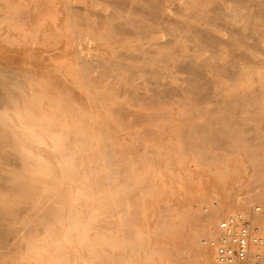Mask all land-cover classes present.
Listing matches in <instances>:
<instances>
[{
    "label": "rangeland",
    "instance_id": "374dc122",
    "mask_svg": "<svg viewBox=\"0 0 264 264\" xmlns=\"http://www.w3.org/2000/svg\"><path fill=\"white\" fill-rule=\"evenodd\" d=\"M163 2L165 0H152L145 5L146 2L143 3V0H0V75H2L0 80L7 79L13 82L8 87L2 85V82L0 83V109L7 108L5 105H7L6 99L9 97L7 95L8 92L9 94L11 93L10 97L11 95L20 97V94H22L20 98L27 99L42 97L44 93L47 97L49 93L55 101L44 100L39 105L40 115L47 114L49 117L53 115L61 116V113L59 115L58 112L63 111L64 108L66 109L68 102V109L65 111L69 110V108L73 111L67 113L70 120L82 117L83 122L89 119L90 122L94 123L98 119L105 129L115 135H113L114 137L111 136L112 144L114 148H117L116 154L113 149L114 157L117 158L115 167L113 169L100 170L101 172H94L98 175H105L106 172L108 179L99 191L110 193L112 200H115L114 204L112 200H109L108 206L107 204L105 205L107 207L105 208V213L97 211V214L93 216L91 214L86 215V226L90 225L94 229L97 227L95 230H98L97 233L93 229L89 230L87 238L95 236V239L105 240L104 245L101 247L94 245L92 249L95 251L104 250V252L106 251V253L114 257V259H112L113 257L108 258L105 264H206L198 252L199 247L204 250L208 249L212 258H215L217 263L223 264L218 260V249L210 244L221 233L217 235V232L212 231L213 229H210L211 232L207 233L206 226L208 222L204 220V217L208 216L209 212L216 211L222 206L221 204L224 203V205L228 206V210L231 213L218 221V230V225L222 220L240 213L255 222L253 226L258 230L259 237L262 241L264 238V4H257L259 5L258 7L249 6L248 12L245 13L244 19L240 23L241 32L245 39H242V42L239 43V49H234V47L230 49L222 45L228 51L218 62L217 69L209 70L214 80V84L210 83L211 85L209 84L208 86L212 90V94L209 92L210 89L206 88L207 85L204 84L206 85L204 86L207 89L206 92L202 91L200 87L199 90H193L196 93L198 91L197 94L190 91L191 93L189 92L190 94L188 95L186 90L187 94L185 92L184 95V91H182L183 93L180 92V94L173 90L168 91V93V87H166L162 88V91L166 90L164 96H162L163 92L162 95H155L153 91L157 87L151 84L153 80L148 76H142L133 82L132 87L136 89V93H149L152 96L151 98L155 100L160 95V99L156 101L152 99L153 101H150V98L148 102L141 97V99H137L139 95L133 94V92V95L129 92L130 95L128 96V93L116 94L106 90L105 86H108L109 80L101 79L100 74L97 73L99 71L98 67L92 68L90 64V77L95 78L98 74L96 79H99L102 84H100L101 88L95 90L90 86L87 87L85 81L86 61L88 60L89 62L90 58L99 56L101 60L109 58V61H113L116 60V55L112 54V52L116 51L126 52L124 57L132 58L135 47L140 45V43H147L146 40L148 39L145 36L150 32L155 39L163 40L166 33L158 32L157 34V29H155L156 31L153 30L155 26L159 22L162 25L174 26L173 19L163 13V6L165 7ZM224 2H228V5L230 4L233 7L236 0H224ZM150 4L153 6L150 7ZM172 12V17H175L176 12ZM162 20L168 21L162 23ZM160 25L158 26L160 29L165 27L162 25L160 27ZM152 31L155 32L152 33ZM221 34H227V31L225 30ZM188 54H191V52H188ZM204 55L207 56L208 53ZM80 64L82 65V68H80L83 70L82 72L80 69L78 70L81 67L79 66ZM241 66H245L246 74L238 72ZM93 69L98 71L95 72ZM212 72L216 75L213 76ZM81 74L85 77H81ZM126 75H129V73ZM30 77L34 79L32 80ZM164 77L165 79L167 77L166 80L174 82V84H181L177 79L186 78V75L170 72L169 76ZM82 80L83 83H81ZM23 82L25 83L21 87ZM19 84L21 86H18ZM140 84L145 87H141ZM77 85L83 86L84 89L83 87L80 89ZM168 90L171 89L168 88ZM100 93H105V97ZM112 94H115V96ZM180 95L184 98H180ZM253 95L255 98H253ZM31 96L35 98H31ZM86 97H88V101ZM234 97L238 99L236 98L235 100ZM239 97L240 99L244 97V99L242 98V101H239ZM100 98L102 99L100 100ZM69 100L71 101L69 102ZM255 100L261 101L257 102ZM52 104L56 106H52ZM121 105L126 111L129 108V116L122 109L121 111L127 114L119 117L121 115L118 113L120 108L117 109V107H121ZM111 108L113 110L117 109L115 111L118 115L115 111L112 112ZM155 112L157 113L156 115ZM111 114H114L115 118H112ZM142 114L145 117L147 115L149 117L145 118ZM191 114L193 117H191ZM107 115L109 116L108 118ZM91 117L95 118L91 119ZM190 117L193 120H190ZM122 118L127 120L122 121ZM117 121L120 123H116ZM126 123L128 125L124 128ZM118 125L121 127L120 130ZM173 128L174 130L176 129L175 132L170 131ZM182 129L186 130L185 135L187 134L189 142L194 141V144L199 142L197 146H201L199 147L203 154L199 150L200 148L198 149L199 152L197 150L188 151L186 147L184 150L181 148L182 143L188 144L187 138L183 136ZM164 131L166 133H163ZM172 133L176 135H172ZM3 135L4 133H0V150L7 156L5 155V158L3 153H0V159H2L0 160V264H86V257H90V253L86 252V250L89 249L81 247V243H78V241L82 242L83 234L75 233L71 236L63 234L59 224L44 220L45 218L42 219V215L40 216L41 212L38 214L32 211V203L36 202V198L32 200V198H29L30 196L26 197V194L23 193L24 189L21 191L23 187L20 186L21 184L19 185V181L18 183L16 182L17 176L14 172L20 167L21 160L13 147H9V145L7 146L4 143L5 136ZM178 136L180 140H176ZM181 141L182 143H180ZM172 142L174 148L171 147ZM95 145L93 149H96ZM126 145L128 146L126 147ZM166 145L167 147H165ZM124 147L129 150L127 149L128 151L126 152ZM185 149L188 154L181 157L180 154H185ZM171 151L175 152L172 153ZM193 151H195V154ZM196 154L199 157L195 156ZM168 155L170 158L173 156L174 159H169ZM175 155L179 160L182 159L181 162L177 161ZM86 158L87 156L83 155L80 160ZM156 159H159V161L157 160V162ZM128 160L135 161V166ZM182 168L185 170H182ZM160 171L163 172L160 173ZM188 171H190V176L187 174ZM168 174L169 176H167ZM57 176L60 177L59 174ZM125 177L129 178L126 179ZM143 177H146L145 180ZM162 177L164 181H162ZM177 177L181 180V183L179 182L180 180L177 182ZM123 178L125 181H123ZM173 186L174 190L172 189ZM123 187H126L127 190ZM142 187L146 189L144 190ZM149 189H151V195L153 196H148ZM124 192H126L127 198ZM136 192H139L142 196H137L138 193L136 194ZM129 193L132 195L130 196ZM145 194L146 196H144ZM68 199L69 194L65 193L63 200L68 201ZM124 199V202H120V200ZM228 201L230 202L228 203ZM111 202L113 206L117 204L115 207L119 211L116 208V210L113 209ZM133 206L137 208L133 209ZM190 208H192V212ZM164 210L165 213H163ZM193 210H196V212ZM92 211H95V209H92ZM199 211L203 212V215ZM206 211L209 212L205 214ZM113 212L116 218L111 217L114 216L112 215ZM11 214L14 216L12 217ZM152 214L155 217H152ZM15 218L23 219L18 221ZM1 219H4L3 221L5 222H2ZM24 219H27V221L25 222ZM28 219L30 223H27ZM21 222L25 223L23 227H20L23 225ZM31 222H36L39 226ZM101 224L102 226L104 224V226L102 227ZM26 225L30 226V228L28 227L29 230ZM17 230H20V232ZM15 231L18 233H15ZM57 233L61 235L60 238ZM209 233L211 236H208ZM203 234H206V236H203ZM16 236L19 237L16 238ZM78 237L79 239H77ZM63 238H66L67 243ZM43 239L46 241L45 243ZM84 239L86 240L85 236ZM193 239L198 240L194 241ZM68 240L70 242L74 240L73 244L71 245ZM192 241L200 243L199 247L192 246ZM57 244L58 246H56ZM142 244H144L143 248ZM260 246L264 248V243ZM260 246L258 245L253 249V253L257 255L256 257L259 258V261L255 259L252 264L257 262V264L264 263V249ZM89 251L92 252L91 250ZM124 255H128V257ZM157 255L158 257H156ZM40 256L42 257L40 258ZM115 256L116 258L124 256L126 260L121 257L122 261L120 258L115 261ZM260 256H262L263 263ZM117 260L120 261L118 262Z\"/></svg>",
    "mask_w": 264,
    "mask_h": 264
},
{
    "label": "bare ground",
    "instance_id": "6f19581e",
    "mask_svg": "<svg viewBox=\"0 0 264 264\" xmlns=\"http://www.w3.org/2000/svg\"><path fill=\"white\" fill-rule=\"evenodd\" d=\"M150 1H152V0H143V3L146 2L145 5H147ZM166 3H168L169 5ZM254 3H256V4H254ZM260 3L264 4L263 0H236L235 5L232 7V6H230V4L228 5V2H224V0H165V2H163V4H165V7L162 4L163 13L165 15H167V17L170 16V18L173 19L172 22H174V26L170 27V25H168V24L162 25L159 22L158 25H156L157 27L160 24L162 26H165V27H161V25H160L161 29L159 27L157 28L156 26L153 29V30L157 29V31L155 30L157 34H158V32H160L162 34L166 33V34H164L163 40L155 39L154 35H151L150 34L151 32H150L145 36L146 39H148V40H146L147 43H142V44L140 43V45L136 46L135 52H133L134 55L132 58H125L124 55L126 54V52L123 53L121 51H116L114 53L112 52V54L116 55V60H113V61H109V58H105V59L103 58L101 60V59H99V56H97V55H96L97 57H93L92 59L88 58L89 62H88V60L86 61V80H85L86 86L87 87L90 86L94 90L97 88H101L100 84H102V82L99 79H96V76H98L97 73H99L101 79L109 80V84H107L108 86H105L106 90L112 91V93L115 92L116 94L128 93V96L130 95L129 92H131V95H133V94L139 95V98H137V96H135V98H137V99L142 98L148 102H149V99L152 97L151 95H149V93H142V92L136 93V91H135L136 89L132 87L133 82H135V80H137L138 78H140L142 76H148L151 80H153L151 82V84L154 87H157V89L154 90L156 92L153 91V94H155V95L156 94L162 95V92H163L164 94L162 96H164L166 90L162 91V88H166V87L171 89V90H168V88H167V92L173 90L175 92H179V94H180V92L184 91V95H185L186 90H187L188 95H189L191 93L190 91H193V90L195 91V89L199 90L200 87H201L202 91L206 92V90H207L206 88L209 86V84L210 83L214 84L213 77L210 75L209 70L210 69L214 70V68L217 69L218 62H220V60L223 58V55L226 54V52L228 51V50L226 51L222 47V45L226 46L227 48H230V49H233V47H234V49H237L238 47H240L239 43L242 42V39H245V37L242 35V32H241L242 27H241L240 23L243 21L245 13L248 12V10L250 8L249 6L258 7L259 5H257V4H260ZM149 6L152 7L153 5L151 6V4H150ZM170 11L171 12L175 11L176 16L172 17ZM172 13H174V12H172ZM168 20H166V21L162 20L163 22L162 21L161 22L164 23V22H167ZM167 25H168V27H166ZM159 29H160V31H159ZM225 30L227 31V34H221ZM155 31H152V33ZM116 42H119V41H116ZM188 52H191V54H188ZM204 52L208 53V55L205 56ZM81 64L79 65L81 67H79L78 70L80 68H82ZM89 64L91 65L92 68L98 67L97 68L99 70V71L97 70L98 72L93 69L95 72H97L96 73L97 75L96 74H95L96 76L94 75L95 78L90 77L91 68H90ZM76 65H78V64H76ZM211 66L212 67L215 66V67L212 68ZM80 71L82 72L83 70L80 69ZM170 72L173 74L183 73L186 75V78H178L177 80L179 82H181V84H179V83L174 84V82L166 80L167 77H166V79L164 77L167 75L169 76ZM238 72L240 74H246L245 66L239 67ZM127 73H129V75H126ZM212 74H213V76L216 75L213 72H212ZM28 75H29V73H28ZM1 76L2 75H0V78H1ZM15 76H16V74H15ZM30 76H32V75H30ZM81 77L84 78L85 76H83V74H81ZM3 78H5V77H3ZM30 78H32V77H30ZM15 79H16V77H15ZM15 79H14V81H15ZM33 79L34 78H32V80ZM83 80L81 81V83H83ZM1 82L3 83L2 85L6 86V87L11 86L13 83L7 79H2V80H0V83ZM25 82L21 83L22 86L20 84L18 86L23 87ZM175 83H177V82H175ZM204 84H206L207 86ZM140 86L141 87L143 86V88L145 87L144 85H141V84H140ZM204 86H206V88ZM78 87H80V86H78ZM82 87H80V89ZM138 88L140 89V87H138ZM14 89H15V87H14ZM83 89H84V87H83ZM208 89H210V88L208 87ZM21 90L24 91V89H22V88H21ZM54 91H53V93H55ZM194 91H193V93L195 94L196 92H194ZM46 92H47V90H46ZM132 92H133V94H132ZM187 92H186V94H187ZM209 92H211V94H212L211 89L209 90ZM197 93H198V91H197ZM10 94H9V92L7 94V95H9V97L6 95L8 97V98L6 97L7 103L5 102L7 104V105H5V106H7V108H5V109L3 108L2 110L0 109V128H2V129H0V133H4V135H3V136H5L4 143H6L7 146L9 145V147H13L15 153L19 156V158L21 160V165H19L20 167L17 168L14 173L17 176V177L15 176L16 180H17L16 182L18 183V181H19V185L21 184L20 186L23 187V188L21 187L22 188L21 191H23V189H24L25 192L23 191V193H25L26 195L23 193L22 194L25 195L26 197L30 196L29 198H32V200L34 198H36V202L34 201L35 203H32V205H33L31 207L32 211L37 212L38 214L41 212L40 216L42 215L41 216L42 219L45 218L44 220H50V221H53V223L56 222V224H59L61 232L63 234L70 235V236L75 234V233L83 234V239L81 240L82 242H79L77 240V239H79V237L76 240L78 241V243H81V247H86L87 249L92 251V252H90L89 250H86V252L90 253L89 254L90 257H86V259H85L86 264H105L106 260H108V258H111L113 256L106 253V251L104 252V250L103 251H99V250L95 251L92 249L94 247V245H97L100 247L102 245H104L105 240L104 239L101 240L100 238L95 239L94 238L95 236L93 237L92 235L91 236L93 238L92 237L87 238V234L89 235L88 231L91 229L95 230L97 227L94 229V228H91L90 225L86 226V215L91 214L93 216L94 214H97V211H100V213L101 212L105 213L106 212L105 208H107L105 205L107 204V206H108L109 200H112V196L110 195V193L108 194V193H103V192L99 191V189H102V186L104 185V183L108 179V177L106 176V172H105V175H98V174H95L94 172H96V171L101 172L100 170L113 169V167H115L117 158L114 157L113 149L115 152L117 148L116 147L114 148V145L112 144V139H111V136H113L114 134L110 133L107 129H105L104 125L98 119H97V121H94V123L90 122L89 119H86V121L83 122L82 117L78 118V119L76 118V119L70 120L67 113L69 111L70 112H73V111L70 110V108H69V110L65 111L66 109H68L67 108L68 102H67V104L65 103L66 109L64 108L63 111L59 110L60 112H58V114L61 113V116H54L53 115L52 117H49V115L46 114L48 116L47 117L46 115H40V113H39V110H40L39 107L40 106L39 105L44 100L55 101L49 95V93H48L47 97L45 96L46 95L45 93L44 94L42 93L43 94L42 97L35 98L34 96L33 97L31 96V98H35V99L20 98V97H22V94H20V97H17L14 95H11V97H10ZM87 94H88V90H87ZM104 94H101V95L105 97ZM173 94H174V92H173ZM194 94H193V97H194ZM259 94H260V92H259ZM112 95L115 96V94H112ZM85 96H86V94H85ZM44 97H46V98H44ZM68 97H69V95H68ZM118 97H119V95H118ZM159 97H160V95H159ZM159 97L156 98V100L160 99ZM179 97L182 98L183 96L180 95ZM212 97H213V95H212ZM86 98L88 101V97H86ZM102 98H100V100ZM172 98H173V96H172ZM234 98L236 100L237 97H234ZM242 98L244 99V97H242ZM253 98H255L254 95H253ZM253 98H252V100H253ZM152 99H154V98H151L150 101ZM241 99L239 97V101ZM104 100H106V99H104ZM156 100L154 99V101H156ZM70 101L71 100H69V102ZM255 101H257V100H255ZM260 101H257V102H260ZM257 102H255V103L257 104ZM115 103H116V101H115ZM116 104L118 106V103H116ZM116 104H115V106H116ZM151 104H152V102H151ZM232 104H237V103H232ZM53 105H55V104H52V106ZM242 105H244V104H242ZM62 107L63 106L61 104V108ZM119 108H120L119 111L124 109V108H122V105H121V107H117V109H119ZM117 109H115V110H117ZM128 109H127V111H126V109L123 110V111H126L128 114L124 113L123 111H121V112L118 111V113L121 114V115H119V117L120 116L122 117L125 114H127V116H129L130 113H129ZM111 110H112V112L115 111L112 108H111ZM257 110H258V108H257ZM261 110H263V109H261ZM261 110H259V111H261ZM56 112H57V110H56ZM83 113H85V112H83ZM118 113L116 112L117 115H118ZM152 113L154 114V112H152ZM41 114H42V112H41ZM114 114H111L112 118H115ZM156 114L157 113L155 112V115ZM91 115H92V113H91ZM108 115H107V118L110 116V115L109 116ZM142 115H144V114H142ZM260 115H262V114H260ZM105 116H106V114H105ZM258 116H256V117L258 118ZM144 117H145V115H144ZM144 117H142V118H144ZM146 117H149V116L147 115ZM152 117H153V115H152ZM191 117H193V115ZM191 117L189 118L190 120L192 119ZM94 118L95 117H93V118L91 117V119H94ZM180 119H181V117H180ZM60 120H61V122H60ZM62 120L65 122L64 124H63ZM126 120H125V118H122V121H126ZM143 120H145V119H143ZM153 121H154V119H153ZM169 121H171V120H169ZM180 121H179V124H180ZM110 122H112V121H110ZM116 123H120V122L117 121ZM127 125L128 124L126 123L124 128ZM118 127L120 130L121 127L119 125H118ZM127 129H129V128H127ZM170 131L175 132L176 129L174 130V128H173ZM181 131L184 133L183 136L185 138H187V141H188V144L186 143V141H184L186 144L182 143V141H181L180 142V143H182L181 148L184 150V148L186 147L187 150L188 151L191 150V152H192V150L198 151V149L201 147L200 145H199L200 147L197 146L199 142L197 144L196 143L194 144L193 143L194 141L189 142L187 134L185 135L186 130L182 129ZM163 133H166V132L164 131ZM172 135H176V134L172 133ZM177 138L178 139H176V140H180L179 136ZM189 138L192 139V137H189ZM192 140H194V139H192ZM195 141H197V140H195ZM94 144H96L95 145L96 149H93ZM114 144H117V143H114ZM170 144H171V142H170ZM134 145H135V142H134ZM183 145H185V146H183ZM115 146H117V145H115ZM127 146L128 145H126V147ZM173 146L174 145L172 142L171 147H173ZM126 147H124V150ZM165 147H167V145ZM121 148H123V147H121ZM168 148H170V147H168ZM168 148H166V149H168ZM127 149L128 148H126V152L129 150V149L128 150ZM187 150H186L185 154H182V153L180 154L181 157H183V155L186 156V154H188ZM199 150H201V148ZM0 151H1L0 153L2 154L3 151L2 150H0ZM173 152H175V151H173ZM181 152H184V151H181ZM145 153H147V152H145ZM163 153L165 154V152H163ZM193 153L195 154V151H193ZM201 153L203 154L202 150H201ZM1 154H0V156H1ZM115 154H116V152H115ZM3 155L5 156L6 154L3 153ZM83 155H86L89 160L87 158L80 160ZM180 155L177 154V156L179 158H181ZM204 155H203V158H204ZM6 156H5V158H6ZM195 156L199 157L197 154ZM117 157H119V155H117ZM148 157H152V156H148ZM171 157L172 158H170V156H169V159H174L173 156H171ZM178 157H176V155H175V158L177 159V161L179 160ZM211 159H213V158H211ZM0 160H2V159H0ZM121 160H123V159H121ZM157 160L159 161V159H156V161ZM181 160L182 159H180L179 161L181 162ZM128 162H132L134 165L135 161H129L128 160ZM127 164H129V163H127ZM159 165H160V163H159ZM201 165H203V164H201ZM206 165H208V164H206ZM118 166H119V164H118ZM183 166H184V164H183ZM158 167L160 168V166H158ZM182 170H185V169L182 168ZM186 170H187V168H186ZM129 171H130V169H129ZM165 171L167 172V170H165ZM165 171H164V173H165ZM162 172L160 171V173H162ZM169 172H170V170H169ZM189 173H190V171L187 172L188 176H190ZM57 174H59L60 177H58ZM125 174H127V172H125ZM185 174H186V172H185ZM125 176H127V175H125ZM128 176H130V175H128ZM167 176H169V174ZM164 177H166V176H164ZM191 177H193V176H191ZM127 178H129V177H127ZM145 178L143 177L144 180H145ZM162 179H163V177H162ZM169 179H171V178H169ZM171 180H173V179H171ZM178 180H180V179H178V177H177V182H178ZM193 180H195V179H193ZM123 181H125L124 178H123ZM162 181H164V179ZM179 182L181 183V180ZM127 185H129V184H127ZM132 185H134V184H132ZM152 185H154V184H152ZM172 185H173V183H172ZM178 185L180 186L179 183H178ZM174 186L172 188L173 190H174ZM179 186H178V188H179ZM200 186H201V184H200ZM123 188H126V187H123ZM142 188H144V187H142ZM145 189L146 188H144V190ZM157 189H158V187H157ZM126 190H127V188H126ZM131 190H132V188H131ZM180 190H182V189H180ZM135 191H136V189H135ZM149 192H150V194H149ZM182 192H183V190H182ZM65 193L69 194L68 201L63 200ZM124 193L126 195V192H124ZM130 193H129V195H130ZM140 193H141V191H140ZM146 193H147V191H146ZM151 193H152L151 189H149L148 196L151 195ZM197 193H199V192H197ZM136 194H137V196L138 195L142 196L141 194H139V192H136ZM31 195H33V196H31ZM25 196H23V197H25ZM144 196H146V194ZM151 196H153V195H151ZM126 198H127V195H126ZM139 198L142 199L141 197H139ZM121 199H123V198H121ZM125 199L122 201L120 200V202H124ZM114 201L112 200L113 204H114ZM127 201H128V199H127ZM112 202L110 204L113 206ZM141 202H143V201L141 200ZM229 202L230 201H228V203ZM129 204H131V203L129 202ZM166 204H168V203L166 202ZM116 205L117 204H115V206ZM221 205L222 206L220 208L216 209V211L210 210V211H212V213H210L209 211L205 212V214L209 212V215L207 214L208 216L204 217V220H207V222H208V225L206 226V232L207 233L211 232L210 229H213L212 231H214L215 233L217 232V235L220 234V230L217 229L218 221L222 218H225L226 216H228L229 213H231V211L228 210V206L224 205V203ZM233 205H235V204H233ZM115 206H113L114 210L117 209ZM135 206H133V209L137 208ZM159 207H161V206H159ZM92 209H95V211H92ZM190 209L192 212V208H190ZM155 210H157V209H155ZM117 211H119V209H117ZM193 211L196 212V210H193ZM25 212L27 213V211H25ZM199 212L202 213L201 215H203V212H201V211H199ZM163 213H165V210ZM233 213H234V211H233ZM114 214L115 213L113 212L112 215H114ZM118 214H119V212H118ZM132 214H133V212H132ZM134 214H135V212H134ZM183 214H184V212H183ZM197 214H199V213H197ZM104 215H106V214H104ZM194 215L196 216L195 213H194ZM230 215H232V214H230ZM11 216L13 217L14 215L11 214ZM159 216H160V214H159ZM195 216H194V219H195ZM244 216L248 217L246 215H244ZM32 217H31V219H32ZM111 217L116 218L115 215L111 216ZM141 217H142V215H141ZM152 217H155V215L153 216V214H152ZM8 218H10V217H8ZM120 218H122V217H120ZM160 218H161V216H160ZM20 219L15 218V220H18V221H22L23 218L21 220ZM101 219H103V218H101ZM132 219H133V217H132ZM164 219H166V218H164ZM249 219L252 222V219L251 218H249ZM3 220H2V222H5ZM26 221H27V219L25 220V222ZM116 221H117V219H116ZM110 222H112V221H110ZM196 222H197V219H196ZM16 223L18 224L17 221H16ZM27 223H30V220ZM31 223H34V222H31ZM199 223H198V225H199ZM253 223L255 225V222H252V224ZM24 224L21 225L20 227H23ZM42 224H44V223H42ZM49 224H50V222H49ZM36 225H38V223H36ZM40 226H42V225H40ZM101 226H102V224H101ZM103 226H104V224H103ZM200 226H201V224H200ZM28 227L30 228V226H27V228ZM102 227H101V229H102ZM29 228H28V230H29ZM14 229L16 230V228H14ZM104 229H105V227H104ZM17 231H15V233ZM97 231L95 230L96 233H97ZM18 232H20V230ZM25 232H26V229H25ZM215 233H214V236H215ZM21 234H22V230H21ZM25 234H27V233H25ZM90 234H93V233H90ZM103 234H105V233H103ZM106 234H107V232H106ZM44 235H45V233H44ZM135 235H137V234H135ZM47 236L49 237V235H47ZM57 236H59V238L61 237L60 234H58ZM84 236L86 237V240L84 239ZM141 236H140V238H141ZM203 236H206V234L205 235L203 234ZM208 236H211L210 233L208 234ZM220 236H221V234L217 237L216 240H214L212 242H216L220 238ZM18 237L19 236H16V238H18ZM54 237H56V236L54 235ZM199 238L201 239V237H199ZM27 239H29V238H27ZM123 239H125V238H123ZM64 240L66 241V238ZM193 240L197 241L198 239H193ZM43 241H44V239H43ZM50 241H51V239H50ZM200 241H202V240H200ZM16 242H17V239H16ZM45 242L46 241H44V243ZM73 242H74V240H72V242L69 241V243L71 245L73 244ZM113 242H116V241H113ZM139 242H140V240H139ZM141 242H142V240H141ZM212 242L210 243L211 246H213ZM66 243H67V241H66ZM262 243H264V238H263ZM262 243L260 245H262ZM55 244H56V242H55ZM108 244H109V242H108ZM123 245H125V244H123ZM138 245H139V243H138ZM142 245H143L142 246V248H143L144 244H142ZM191 245L197 246V248H198L199 247L198 245H200V243L198 244L197 242H195V243L193 242V243H191ZM56 246H58V244ZM213 247H216V246H213ZM261 248L264 249L263 247H261ZM44 249H46V248H44ZM75 249L78 250L77 248H75ZM145 249H147V248H145ZM47 250H48V248H47ZM50 251H52V250H50ZM198 252L201 254L200 256L204 259V262L206 264H219L216 262L215 258H212L208 249L204 250V249H200V247H199ZM104 253H105V255H104ZM37 254H38V252H37ZM124 256H126V255H124ZM124 256H121V257H124ZM131 256H132V254H131ZM256 256L257 255L252 252V258H251V261L249 262V264H252V261L255 259H257L259 261V258ZM41 257L42 256H40V258ZM121 257H118V258H120V260L122 261ZM126 257H128V255ZM156 257H158V255ZM260 257H261V261L263 263L264 259L262 260V256H260ZM118 258H116V256H115V261ZM112 259H114V257ZM147 259H150V258H147ZM3 260H5V259H3ZM120 260H117V261L119 262ZM123 260H126L125 257L123 258ZM144 260H146V259H144ZM218 260H219V255H218ZM127 261H128V258H127ZM186 261H187V259H186ZM79 262H81V261H79ZM114 263H116V262H114ZM124 264H127V263H124ZM183 264H185V263H183Z\"/></svg>",
    "mask_w": 264,
    "mask_h": 264
},
{
    "label": "built area",
    "instance_id": "2783aa9c",
    "mask_svg": "<svg viewBox=\"0 0 264 264\" xmlns=\"http://www.w3.org/2000/svg\"><path fill=\"white\" fill-rule=\"evenodd\" d=\"M218 227L221 236L212 244L218 249L219 261L224 264H249L253 249L262 243L249 217L235 214L222 220Z\"/></svg>",
    "mask_w": 264,
    "mask_h": 264
}]
</instances>
